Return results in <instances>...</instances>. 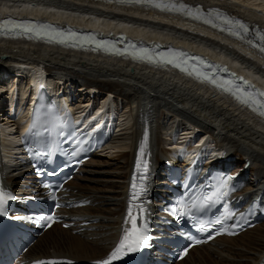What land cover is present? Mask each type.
Returning a JSON list of instances; mask_svg holds the SVG:
<instances>
[{
	"label": "bare ground",
	"instance_id": "6f19581e",
	"mask_svg": "<svg viewBox=\"0 0 264 264\" xmlns=\"http://www.w3.org/2000/svg\"><path fill=\"white\" fill-rule=\"evenodd\" d=\"M173 2L203 5L205 11H224L244 19L253 27L259 25L260 30L264 31V0ZM0 11L16 15L29 14L33 17L46 16L53 21L68 19L72 25L111 22L118 27L114 30L125 28L127 33L135 37L137 35L131 33V29L133 23H139L150 27L147 31H150L152 39L163 42L168 34H172L176 38L173 37L169 42L174 43V46L210 59H220L238 73L249 76L250 71L236 64L234 58L264 72V57L253 53L248 46L235 39L222 35L203 20L194 19L184 13L175 14L157 8L147 10L121 7L109 0H0ZM2 54L9 55L10 60L7 62L10 66L16 62V67L21 69L17 70V73L25 75L32 87L41 80L53 86L52 82L56 79L68 88L69 84L66 86L64 82L68 81L67 77L77 78L83 81V85L94 86L100 92H111L123 100H128L131 108V118L123 122L126 126V136L119 146L111 148L109 152L118 156L117 169L120 173L116 177L121 179L120 184L101 185L96 175L92 178L78 175L70 184L73 194L93 202L89 207L82 209V212L93 214L94 217L101 218V221L88 226L83 232L77 227L64 229L60 225L52 226L27 253L28 259L68 257L78 264L105 259L109 244L119 230V217L131 199L133 178L138 181L142 176L147 177L149 160L154 153L153 144L157 145L158 150L162 142V129L179 124L181 127L188 123L193 127L208 129L209 137L213 140L226 138L233 149L238 151L236 154L243 155V160L253 159L258 162L253 168H260L257 175L258 190L264 189V162H259L264 161V125L258 120H253L247 110L238 107L236 102L228 99L222 92L209 90L197 81L188 79V74L166 71L156 65H134L128 60L123 62L116 57H108L103 52L94 53L46 39L0 37V56ZM47 76L50 78L45 82ZM9 82L13 83L12 80ZM10 89L15 91V83ZM30 89L31 86L19 88L21 99L27 97ZM72 98L73 95H69L68 101ZM57 105L61 112L67 113L70 110L68 102L57 101ZM23 112L24 106L20 104L18 115L22 118ZM133 112L141 115L142 129L135 124L131 125ZM174 119H177L178 124L172 125ZM145 132L148 139L141 155L140 147ZM5 135L8 136L7 147L12 149L16 138L7 133ZM205 140L206 138H203L198 145L187 146L188 148L182 149L180 154L183 151L187 152L188 156H195L197 151L218 152L216 146ZM178 147L175 145L172 148ZM163 152L167 153V150L163 149ZM100 156L90 159L83 170L87 171L91 165L98 169L103 167L105 163ZM138 159L141 161L139 168ZM159 162L160 159L157 160V163ZM249 189L253 190V187ZM147 192L150 194L151 188H148ZM214 256H217V259ZM263 260L264 224L236 237H224L214 244L194 247L188 256L177 264H261Z\"/></svg>",
	"mask_w": 264,
	"mask_h": 264
},
{
	"label": "snow or ice",
	"instance_id": "6c2138e0",
	"mask_svg": "<svg viewBox=\"0 0 264 264\" xmlns=\"http://www.w3.org/2000/svg\"><path fill=\"white\" fill-rule=\"evenodd\" d=\"M136 3H149L157 8L166 9L169 11L182 12L187 16L194 19L203 20L206 24H211L213 27H222L227 25L226 30L230 32L231 35L243 40L250 31L247 24L238 19H233L226 14L221 13L219 10H209L207 14L204 11L196 7L195 9L190 7L185 3H176L173 0H169L168 3L158 2V0H134ZM213 15L215 19H213ZM219 21V23H217ZM0 33L8 34L15 33L19 34H34L37 38H47L52 41H57L59 43H65L72 41L73 46L76 43L79 44H95L97 48H103L106 51H113L120 54H129L133 58L147 60L150 62H162L165 64H170L181 71L188 73L189 75L195 74V76L202 80L213 84L215 87L221 89L224 92L231 94L239 103L245 105L252 109L253 112L257 113L260 117H264V90H260L251 84L249 81L245 80L243 77L236 76L235 73L231 75L233 79H224L216 75L219 71H227V68H221L216 65L209 64L200 57H192L187 53L182 51H177L169 49L167 52H154L149 48H137L135 44L129 42L127 47L124 49H119L116 44L108 40H97L94 35H80L76 32L69 30L64 32L47 23H36L32 21H18L11 18L0 19ZM256 36L260 43H256L253 40H248L249 44L260 49L264 52V33L257 31ZM158 47V46H157ZM197 61L198 63L193 64L191 61ZM210 69L211 71L205 70ZM237 81H242L238 83ZM37 120H34L26 132L31 133L36 127ZM148 134L145 132L144 141L140 147L141 155L144 152V147L147 143ZM39 154V153H37ZM75 155V153H73ZM141 161L138 159L137 168L140 167ZM145 170L147 169V164H144ZM143 179L141 177V186L138 189V185L133 178L131 184V199L129 201L128 213L125 218V230L119 243L111 251V253L105 259L97 260L94 264H113V261L120 260L123 256H127L130 253L138 252L140 249L146 246V242L150 239L146 234V224L144 226H138L137 216L133 215V207H139L140 212H143L142 206L134 205V201L138 199V196L145 191L143 187ZM232 177L221 178L218 182L216 190L208 195L193 196L187 203L183 200L180 202V206L176 211L180 212L181 215H188L192 219H195L193 214V209L200 210L209 206L214 201H219L224 196L227 195L226 189L229 187V183ZM45 187H50V185H45ZM16 197L9 191H5L2 186H0V213H5L4 206L8 201L14 200ZM190 205V206H189ZM57 207L59 205L57 204ZM232 213H226L223 219H216L207 224V227H212L214 225H223L225 220H227ZM243 216V214H241ZM16 219H22L21 217H16ZM41 220H48L49 222L54 221V216L40 217ZM129 221L131 226L127 227ZM198 227L201 231L206 230V225L204 222H199ZM221 231H227L226 228H221ZM219 234V233H218ZM231 234V233H230ZM211 239V236H209ZM201 241L197 240L196 243ZM187 250H185L186 253ZM34 264H73L72 261H57L53 260H38Z\"/></svg>",
	"mask_w": 264,
	"mask_h": 264
},
{
	"label": "rangeland",
	"instance_id": "374dc122",
	"mask_svg": "<svg viewBox=\"0 0 264 264\" xmlns=\"http://www.w3.org/2000/svg\"><path fill=\"white\" fill-rule=\"evenodd\" d=\"M5 78L2 79V80H0V83L2 84V86H4L6 89H8L9 80L8 79H5ZM27 80H29V79L26 78V77H24V76H20V78H19V83L20 84L18 86H21V87L27 86L28 87L29 81H27ZM55 80L56 79H54V81L52 82V84L54 83V85H60V83L57 82V80L56 81ZM12 82L14 84L17 81L12 80ZM5 85H7V86H5ZM79 97H81V96H79ZM128 102L129 101L126 100V99L123 100L122 106L119 107V113L125 114V115H123L124 116L123 118H126L127 120L129 118H131V117H129V115L131 116V114H130L131 113V110H130L131 108H130ZM77 105H80V104H77ZM161 136H162V134L160 135V139L161 140L163 139V141H164V143L166 145H172V144H175L177 142V139H175V137L167 136V138L166 137L163 138ZM117 158H118L117 154H110V153L109 154L106 153V155L100 156V159L102 161H104L105 165L103 167H100L99 169L97 167H93L91 165L90 167L87 168V171H86V174L84 175V177H90V178H92V176H95L96 175V179L97 178L100 179L101 185H104L105 183L110 184V185H112L113 183L120 184V180L121 179L116 177V175L120 173V171L117 169L118 168V163H119V161H117ZM95 172H97L98 174L95 173ZM214 258L217 259V256H214ZM188 264H192V263H188Z\"/></svg>",
	"mask_w": 264,
	"mask_h": 264
},
{
	"label": "water",
	"instance_id": "95a60500",
	"mask_svg": "<svg viewBox=\"0 0 264 264\" xmlns=\"http://www.w3.org/2000/svg\"><path fill=\"white\" fill-rule=\"evenodd\" d=\"M7 58H9V55L2 54L1 57H0V63L2 62V60L7 59Z\"/></svg>",
	"mask_w": 264,
	"mask_h": 264
}]
</instances>
